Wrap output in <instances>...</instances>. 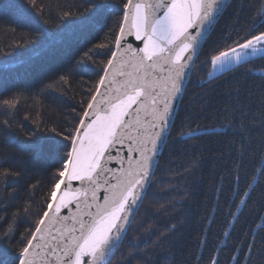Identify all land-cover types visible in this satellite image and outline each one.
Wrapping results in <instances>:
<instances>
[{
    "label": "snow or ice",
    "instance_id": "snow-or-ice-1",
    "mask_svg": "<svg viewBox=\"0 0 264 264\" xmlns=\"http://www.w3.org/2000/svg\"><path fill=\"white\" fill-rule=\"evenodd\" d=\"M17 7L21 14L28 10L24 0ZM246 7L245 0H124L114 12L106 0H89L88 7L79 12L58 15L55 30L36 31L15 45L26 51L17 52L11 63L0 64V77L19 66L35 65L36 71H47L46 64L36 62L73 39L90 42L92 32L103 29L109 15L115 16L105 33L109 43L94 45L108 49L100 71L92 67L95 52L89 48L73 68L57 73L54 81L66 84L72 72L97 77L87 99L81 101L75 125L58 133L59 140L45 139L33 131L20 145L21 151L31 152L34 158L51 161L52 179L46 197L35 199L40 186L37 181L25 189L28 199L6 217L7 227L0 233V264H178L183 232L192 223L190 208L177 212L184 219L170 224L166 232L152 231L155 241L135 237L129 241L132 222L153 187L165 150L167 166L162 171L181 179L185 174L202 172L208 160L205 141L209 132L225 139L237 182L247 160L264 162V89L256 97L246 82L235 79L239 68L253 73L250 66L255 60L264 61V0H254L252 15L245 14ZM230 8L235 35L226 30V38L205 53L204 45ZM133 37L143 46H134L129 39ZM202 53L205 59L200 70L206 71L208 79L199 81L198 88L235 80L224 104L212 116H205L207 93L189 92L188 88L192 83L189 73ZM260 75L264 78V71ZM14 99L15 95L0 103L10 111ZM178 105L187 109H181L183 116ZM205 119L223 123H201ZM3 125L12 127L8 120ZM224 154L213 153L217 160ZM113 162L119 167H112ZM253 173L243 193L233 190L239 205H246L260 186L257 175L264 185V167H255ZM10 178L27 180L28 170L0 171V184L5 189L0 193V208L6 207L9 197L15 199L17 190H6ZM216 192L219 199L221 190ZM183 194L194 195V190L186 188ZM239 212L237 206L235 213H229L227 228L236 222ZM21 215L29 226L18 244H13ZM204 219L206 225L214 223L211 217ZM260 219L255 227L264 230V217ZM208 231L207 226L202 230L199 253L193 256L195 264H204ZM245 235L248 242L242 239L233 248L231 264H253L255 256L264 257V236L255 232ZM221 236L225 240L212 248L207 264H220L231 232L225 230ZM126 241L130 251L122 250ZM241 248L247 255L241 254Z\"/></svg>",
    "mask_w": 264,
    "mask_h": 264
},
{
    "label": "trees",
    "instance_id": "trees-1",
    "mask_svg": "<svg viewBox=\"0 0 264 264\" xmlns=\"http://www.w3.org/2000/svg\"><path fill=\"white\" fill-rule=\"evenodd\" d=\"M106 2L113 6L115 12L122 6L124 0H106ZM253 2L254 0H245V4L248 5L244 9L246 15L253 14L251 12ZM19 3L20 0H0V64L11 63L17 52L26 51L23 48H15V45L20 44L29 34H35L36 31L43 29L55 30L58 15H63L66 11L79 12L88 7L89 0H24L28 10L23 14L17 7ZM235 6L236 4L233 5ZM113 19L115 16L109 15L105 27L97 28L92 32L89 37L90 42L73 39L48 53L43 61L36 62L37 65L46 64L47 71L38 72L35 70V65L33 67L19 66L14 72L0 77V101L13 99L15 95L14 107L10 111L0 103V171L4 168L19 169L20 167L28 170L27 180L16 178L9 180L6 190L11 192L15 188L17 191L15 199L9 197L6 207L0 208V233L7 227L6 217H10L16 207L28 199L25 189L39 181L40 186L36 189L35 195V199L39 201L46 197L52 179L51 161L45 162L43 159L34 158L31 152L21 151L20 145L26 141L27 134L33 131L45 139L55 137L59 140L58 133L66 129L71 130L76 123L81 101L87 99L88 90L90 87L94 88V80L97 78L94 74L84 75L72 72L66 84L55 83L57 73L62 74L65 70L73 68L75 62L89 48H93L95 52L93 59L96 64L92 67L98 73L103 67L101 61L107 58L108 49H96L94 45L109 43L105 33ZM244 19L245 16H242L241 20ZM234 23L232 8H230L204 45V52H208L215 43L226 38V30L234 36L235 32L232 31ZM204 59L205 55L202 53L196 61V67L192 70L190 76L192 83L188 85V88L189 92L207 93L209 103L206 105L205 116H212L224 104L227 99L226 93L235 80L230 79L227 83L221 82L219 85L210 84L207 88H198L196 85L199 81L207 80L206 71L200 70ZM250 67H254L253 73L241 67L237 70L235 79L242 83L246 82L247 87L256 97H259L264 89V78L260 75L264 71V61L256 59L255 64ZM45 84H51L52 87L45 88ZM182 108L184 106L180 105L178 112H181ZM184 111L187 109L184 108ZM183 114L181 112V116ZM4 120H8L12 127L6 129L3 125ZM201 123H214L219 126L223 122L205 119ZM176 134L174 130L173 136ZM225 143L224 138L209 132L205 141L208 160L202 172H194L190 176L185 174L184 179L171 172L162 171L167 166V150H165V157L161 158V169L157 170L153 178V187L132 222L134 231L129 232V241L134 237L140 240L147 239L150 242L155 241L157 237L150 233L152 231L166 232L170 224L184 219V216H178L177 212H183L186 208L192 210L193 216L190 227L183 232L182 252L178 255V264H195L193 256L199 253L197 245L202 230L206 226L209 231L203 252L204 264H207L212 248L220 245L221 240H225L221 236L225 230L230 231L231 236L226 239L223 246L220 264H231L229 257L234 254L233 248L239 246L242 239L245 243L248 242L245 234L255 232L258 237L264 236V230L255 227L256 224L261 223L260 218L264 217V185H261L260 177L257 175V184L260 186L256 187L252 199L246 205H239L237 198L233 195V190H238L240 193L246 190V185L251 182L254 174L253 169L264 167V162L258 158L247 160L244 169L238 173L241 179L237 182L231 172L233 165L229 162L231 157L225 149ZM220 152L225 154L217 160L213 153ZM189 187L194 190V195L185 196L183 193ZM217 188L222 193L219 199H217ZM3 191L5 189L0 184V193ZM237 206L240 207V212L236 214V222L231 224V228H227L231 221L229 213H235ZM205 217H211L214 223L210 226L206 225ZM28 226L25 223V217L21 215L16 223L17 232L12 239L13 244H18L21 234H24ZM140 247L144 249L143 244ZM122 250H131L128 241L122 246ZM241 254L247 255L244 248H241ZM116 259L119 261V255ZM253 264H264V257L255 256Z\"/></svg>",
    "mask_w": 264,
    "mask_h": 264
},
{
    "label": "water",
    "instance_id": "water-1",
    "mask_svg": "<svg viewBox=\"0 0 264 264\" xmlns=\"http://www.w3.org/2000/svg\"><path fill=\"white\" fill-rule=\"evenodd\" d=\"M129 39L132 41V43L134 44V46H140V47L143 46V45H142V42H140V41H136V40L134 39V37H133V38H129ZM191 72H192V71H191ZM191 72L189 73V77L191 76ZM179 106H180V105L177 106V111H178ZM111 166H112V167H119V165L116 164L115 162H113V164H112ZM62 214H63V213H62ZM69 214H71V213H69Z\"/></svg>",
    "mask_w": 264,
    "mask_h": 264
},
{
    "label": "rangeland",
    "instance_id": "rangeland-1",
    "mask_svg": "<svg viewBox=\"0 0 264 264\" xmlns=\"http://www.w3.org/2000/svg\"><path fill=\"white\" fill-rule=\"evenodd\" d=\"M207 79H208V77H207Z\"/></svg>",
    "mask_w": 264,
    "mask_h": 264
}]
</instances>
